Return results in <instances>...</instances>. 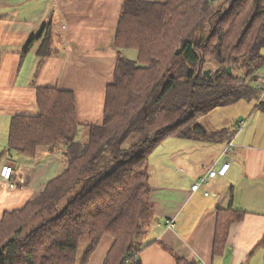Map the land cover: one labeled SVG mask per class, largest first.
I'll return each mask as SVG.
<instances>
[{
	"label": "trees",
	"instance_id": "obj_1",
	"mask_svg": "<svg viewBox=\"0 0 264 264\" xmlns=\"http://www.w3.org/2000/svg\"><path fill=\"white\" fill-rule=\"evenodd\" d=\"M39 39L43 58L53 51L52 27L25 52ZM115 44L103 123L86 126L83 139L72 90L38 87V114L13 117L9 146L31 157L60 150L64 168L4 213L0 264H89L107 235L101 264H142L139 240L153 211L150 157L171 136L220 139L226 130L210 132L199 117L260 98L253 81L264 64V0H126ZM257 104L264 110V98ZM233 212H219L215 253L242 215Z\"/></svg>",
	"mask_w": 264,
	"mask_h": 264
},
{
	"label": "crops",
	"instance_id": "obj_2",
	"mask_svg": "<svg viewBox=\"0 0 264 264\" xmlns=\"http://www.w3.org/2000/svg\"><path fill=\"white\" fill-rule=\"evenodd\" d=\"M125 1L0 0V172L11 165L16 181L11 188L0 180V219L23 207L64 168L60 150L31 157L9 146L13 117L39 112L38 87L75 93L78 139L84 138L86 126L103 123ZM46 25L52 27V53L43 58L38 54L42 39L25 52L29 40ZM123 52L136 56L135 49ZM257 79L264 81V64ZM252 100L231 104H241L235 107L238 129H209L204 124L210 132L226 130L220 139L171 136L153 152L150 168H155L159 158L153 155L159 148L162 168L156 180L151 177L153 211L139 240L142 264H264V110ZM242 120L246 122L241 127ZM180 161L190 163L187 171L177 169ZM226 162L230 167L224 176L192 190L199 176ZM205 190L218 195H206ZM224 209L239 211L230 218L242 215L230 224L226 243L215 253L219 212Z\"/></svg>",
	"mask_w": 264,
	"mask_h": 264
},
{
	"label": "rangeland",
	"instance_id": "obj_3",
	"mask_svg": "<svg viewBox=\"0 0 264 264\" xmlns=\"http://www.w3.org/2000/svg\"><path fill=\"white\" fill-rule=\"evenodd\" d=\"M204 33V32H202ZM210 66L212 67V70L215 71L218 68V65L214 62L208 63L207 67ZM253 84L256 86L257 85V81H253ZM243 103H247V102H243ZM252 105H256L258 102L256 100H252L251 101ZM239 105L241 104H235V105H231V106H221V107H217L214 110H212L210 113H208L207 115H203L200 116L198 121H200L201 123L207 125L209 127V129H220L221 127H231V128H237L238 127V123L237 122V117H236V113L237 110L235 107H239ZM244 105V104H243ZM242 111L239 110L238 113H241ZM245 119L248 118L244 116ZM238 129V128H237ZM83 139V138H82ZM163 147V145H162ZM161 148H159V150H157V152L153 155L154 158H161V156L159 157V155H161ZM195 151L191 150L190 154L194 153ZM228 154V153H227ZM193 155V154H192ZM226 155V154H225ZM156 160V162H154V166L155 168H150V175L151 177H156L158 178V174L161 171L160 168V164L162 162H160V160ZM178 170L184 169L185 171L188 170L190 163H187L185 161H180L177 163ZM203 170V167L201 168V171ZM153 180V179H152ZM151 181V180H150ZM40 219H36L35 222L32 224V226H34L35 224L39 223ZM28 229H26L27 231ZM112 242V237L107 235L103 238L101 244L98 246V248L96 249V251L94 252V254L92 255L91 261L89 264H101L105 258V255L107 253V251L109 250V247L111 245ZM84 246V245H83ZM84 247H81V253L83 251ZM80 255V252H79ZM81 256V255H80Z\"/></svg>",
	"mask_w": 264,
	"mask_h": 264
},
{
	"label": "built area",
	"instance_id": "obj_4",
	"mask_svg": "<svg viewBox=\"0 0 264 264\" xmlns=\"http://www.w3.org/2000/svg\"><path fill=\"white\" fill-rule=\"evenodd\" d=\"M256 87L258 89H260L261 91V96L258 99V102L262 101L264 98V81L261 80H257V85ZM245 120H242L240 122L239 126H243L245 124ZM233 143L230 142L228 145V148L223 152L224 154H226L228 152V150L232 147ZM230 167V162H226L224 163L220 168H215L214 166L210 167L206 173L202 174L201 176H199L198 180L192 185V190L196 191L198 189H200L203 185L208 184L212 178L221 175L224 176L228 169ZM0 180L2 182L7 183L11 188L16 187V181L13 178V167L11 165H5L3 166L1 172H0ZM205 194L209 195V194H213V195H218L216 192H211L210 190H205ZM168 225L170 227H173L175 225L174 221H170L168 223ZM125 264H129V261H126Z\"/></svg>",
	"mask_w": 264,
	"mask_h": 264
},
{
	"label": "water",
	"instance_id": "obj_5",
	"mask_svg": "<svg viewBox=\"0 0 264 264\" xmlns=\"http://www.w3.org/2000/svg\"><path fill=\"white\" fill-rule=\"evenodd\" d=\"M211 72L212 71L210 69L205 70V74L208 75V76L211 75ZM228 72L229 73L231 72V67H228Z\"/></svg>",
	"mask_w": 264,
	"mask_h": 264
}]
</instances>
